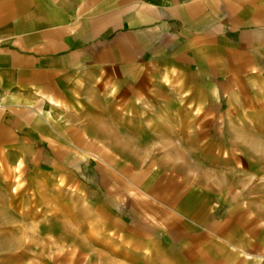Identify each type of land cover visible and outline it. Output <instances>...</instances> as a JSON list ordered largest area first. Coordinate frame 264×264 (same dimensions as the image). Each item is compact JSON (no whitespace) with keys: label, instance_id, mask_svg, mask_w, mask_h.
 <instances>
[{"label":"crops","instance_id":"0c3cea01","mask_svg":"<svg viewBox=\"0 0 264 264\" xmlns=\"http://www.w3.org/2000/svg\"><path fill=\"white\" fill-rule=\"evenodd\" d=\"M263 104L264 0H0V166L78 180L135 264H264L205 134Z\"/></svg>","mask_w":264,"mask_h":264},{"label":"rangeland","instance_id":"374dc122","mask_svg":"<svg viewBox=\"0 0 264 264\" xmlns=\"http://www.w3.org/2000/svg\"><path fill=\"white\" fill-rule=\"evenodd\" d=\"M167 84L155 91L176 92L171 82ZM182 96L172 105L188 106V95ZM252 111L230 119L216 114L205 134L229 139L232 155L247 160V177L230 180L231 188L238 190L241 185L239 190L245 193L239 198L231 194L227 203L229 199L244 203V217L254 220L257 234L264 236V104ZM176 118L184 122L195 115ZM225 208L216 217L224 218ZM115 221L78 180L47 176L24 163L0 166V264H135L137 259L128 255L125 243L115 235L120 230Z\"/></svg>","mask_w":264,"mask_h":264},{"label":"bare ground","instance_id":"6f19581e","mask_svg":"<svg viewBox=\"0 0 264 264\" xmlns=\"http://www.w3.org/2000/svg\"><path fill=\"white\" fill-rule=\"evenodd\" d=\"M243 182V181H242ZM230 180L228 179V180H225V182H221V184L220 185H218L217 186V188H219L222 184H223V186H221L220 187V189L223 187L224 189H225V187H229L230 186ZM245 186V183L243 182L242 183V187H244ZM111 264H114V263H111Z\"/></svg>","mask_w":264,"mask_h":264}]
</instances>
